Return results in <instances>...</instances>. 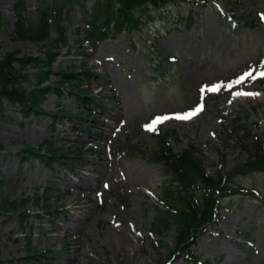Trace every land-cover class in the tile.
Instances as JSON below:
<instances>
[{
	"label": "rangeland",
	"instance_id": "obj_1",
	"mask_svg": "<svg viewBox=\"0 0 264 264\" xmlns=\"http://www.w3.org/2000/svg\"><path fill=\"white\" fill-rule=\"evenodd\" d=\"M238 1L242 3L236 6ZM189 3L170 4L164 11L148 8L153 15L144 31L106 40L94 51L85 39L81 7L65 6L64 0H0L1 52L44 60L49 45H58L53 71L96 73L90 86L106 104L90 111L94 117L84 115L98 121L88 130L76 121L53 127L48 115L24 117L14 106L0 104V264H189L177 249L176 227L161 234L155 231L166 177L150 160L154 135L162 125L173 130L169 143L174 151L194 146L210 175L236 168L249 156L229 140L226 129L242 112L244 126L257 127V134L264 137V88L259 91L246 79L235 84L245 73L254 75L264 67V0H219L216 6L201 7V15L188 28L187 18L199 12ZM226 4L235 5L236 15L245 22L259 18V26H236ZM42 7L52 11L48 39L37 44L17 38L19 18L35 27ZM62 7L60 16L56 10ZM60 34L67 38L66 46L56 44ZM174 58L177 62H171ZM36 71L35 67L26 71L33 82ZM59 79L52 75L51 82ZM217 84L235 86L205 91L203 110L190 120L173 119L154 132L146 130L156 116L195 109L201 104V88ZM237 92L254 95L243 98ZM41 107L46 112L65 108L73 114H80L81 108L73 97L59 99L54 93ZM52 137L57 145L79 146L74 154L83 162L82 172L70 175L57 167L48 169L38 158L22 159L28 145L37 149ZM110 146H122L135 155H117ZM48 183H52L48 197L59 209L51 215L35 203L38 198L47 200L42 188ZM236 185L256 190L257 199L250 195L222 199L217 220L200 235L195 250L213 264H264V174L238 177ZM201 194L198 190L197 196ZM2 198L13 202L30 198L28 222L1 209ZM115 230L122 240L112 245L108 239L115 240ZM245 232L250 236L244 237ZM29 235L43 253L38 261L24 262ZM174 253L173 262H168ZM77 254L81 256L74 260Z\"/></svg>",
	"mask_w": 264,
	"mask_h": 264
},
{
	"label": "trees",
	"instance_id": "obj_2",
	"mask_svg": "<svg viewBox=\"0 0 264 264\" xmlns=\"http://www.w3.org/2000/svg\"><path fill=\"white\" fill-rule=\"evenodd\" d=\"M87 1L64 0V4L71 7H75L77 4L81 5L83 14L87 17L86 37L92 46L97 48L100 41L111 38V35L143 31V25L148 19V12H144L145 8L150 6L165 7L170 2L180 0H94L92 8L86 9ZM184 1L196 2L201 6L203 4L209 5L215 0ZM63 10V7L59 8V13L62 14ZM2 20L0 16V22ZM189 21L190 25L193 22L192 18ZM16 28L17 38L41 42L45 38L48 39L49 36V15L42 11V21L38 28H26L21 21L17 23ZM60 38L61 42L66 44V38L63 34H60ZM51 52L52 50L49 51L48 58L43 61L36 57L20 58L18 52L3 53L0 51V104L8 103L18 108L23 115H35L45 113L40 104L48 93L55 92L64 96L63 94L67 91L70 95H77L78 100L90 106L88 103L94 99H91V92L84 83L85 80H91V72L89 71L78 73L71 69L61 70L58 73L60 80L45 85V82L49 81L52 74L55 73L52 70V63L55 61L57 53L50 54ZM30 66H35L38 70L35 74L36 83L34 84L31 81V74L25 72ZM94 102L101 104L97 100ZM62 114V111H58L52 116L58 121ZM69 115L66 114L67 117ZM168 137V131L158 137V145L155 147V152L151 158L163 166L165 173L173 176V179L170 180L171 183L163 192L167 209L165 211L159 210L158 221L154 227L157 232L162 233L176 226L177 238L179 239L178 248L187 250L193 239L214 219L216 214L214 211L218 204L217 193L222 194V196H229V191H232V194L237 193L233 186L230 187L235 175L228 173L227 176H224L221 172L215 177L207 175L203 161L200 157L195 156L194 149H186L185 152L177 154L172 151L171 147H168ZM236 143L249 152L250 158L242 163L234 173L243 175L264 172V142H261L259 137L251 135L247 130L245 135L236 134ZM47 148L49 160L55 159L63 166H68L67 170L80 165L73 157V148H58L53 143L49 144ZM1 149L2 146L0 145ZM32 150H25L26 157L30 158L37 154ZM176 182H179L182 188H176L174 186ZM198 184L204 185L205 193L202 203L197 202L194 198ZM2 202V209L4 210L12 206L8 199H3ZM23 206L26 207V204ZM50 207V204L47 203L46 208L50 209ZM36 254L37 251L29 240L26 261H38L37 257L39 256ZM188 255L192 256L191 252ZM196 263H198L197 260ZM204 264L211 263L207 261Z\"/></svg>",
	"mask_w": 264,
	"mask_h": 264
},
{
	"label": "snow or ice",
	"instance_id": "obj_3",
	"mask_svg": "<svg viewBox=\"0 0 264 264\" xmlns=\"http://www.w3.org/2000/svg\"><path fill=\"white\" fill-rule=\"evenodd\" d=\"M261 19L264 20V15H262ZM248 78H261V79H264V71L258 72L256 74V77H253L252 72L245 73L244 76H242L240 79L235 81V84H240L245 79H248ZM234 86H235L234 84H227V85H225V84H217V85H213V86H208L206 88H201V104L197 105V107L195 109H193V110H191V111H189L188 113H185V114H176L174 116L157 117L152 122H150V124H148L146 126V130L150 131V132H154L156 130V126L158 124L164 123L165 121L170 120V119H175V120H179V121L190 120L194 116H196L200 111L203 110V99H204L205 91H207L209 93H216V92L220 91L221 88L231 89ZM235 95L236 96H252L254 94L253 93H240V92H237V93H235Z\"/></svg>",
	"mask_w": 264,
	"mask_h": 264
},
{
	"label": "bare ground",
	"instance_id": "obj_4",
	"mask_svg": "<svg viewBox=\"0 0 264 264\" xmlns=\"http://www.w3.org/2000/svg\"><path fill=\"white\" fill-rule=\"evenodd\" d=\"M245 96H243V98H244ZM111 228H112V226H110ZM135 227V226H134ZM113 229V228H112ZM114 230V229H113ZM115 240L114 239H108V241H110V243L112 244V245H114L115 244V242H116V240H118V241H120V240H122V234H121V232L119 233V231L117 230H115ZM110 238V237H109ZM81 254V253H80ZM81 255H79V254H77L76 256H75V259L74 260H76V258H78V257H80Z\"/></svg>",
	"mask_w": 264,
	"mask_h": 264
}]
</instances>
